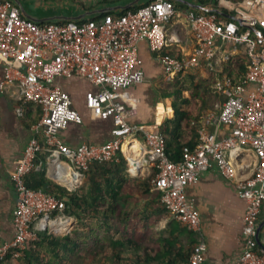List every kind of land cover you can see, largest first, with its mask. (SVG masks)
Segmentation results:
<instances>
[{
	"label": "built area",
	"instance_id": "built-area-1",
	"mask_svg": "<svg viewBox=\"0 0 264 264\" xmlns=\"http://www.w3.org/2000/svg\"><path fill=\"white\" fill-rule=\"evenodd\" d=\"M232 9L231 18L213 11L188 10L185 17L195 46L184 56L163 51L164 26L176 12L170 0L148 1L119 15L45 22L27 19L11 0H0V58L7 61L0 89L15 84L18 116L24 115L30 102L40 109L18 163L8 172L16 193L11 214L14 233L10 240L0 241V260L9 251L20 256L37 238L38 230H49L64 216L63 199L26 183V176L41 163L38 155L42 149L48 151L49 164L61 171L69 169L71 190L90 162L117 161L126 153L124 143L134 140L153 169L150 183L160 192L161 203L173 218L197 234L188 264H205V240L198 210L187 198L185 187L212 164L233 180L237 195L246 204L242 250L235 264H264V250L256 239L264 201V0H238ZM141 40L157 52L167 80L184 70L207 68L215 73L214 89L224 93L218 112L201 116L198 142L184 146L178 161L169 158L160 132L128 122L126 107L116 94L141 79L137 47ZM233 46L240 47L250 59L235 79L218 75L221 61L234 53ZM73 75L97 86L85 92L84 103L101 118L112 121L111 137L102 144L68 146L58 135L69 122L81 121L70 96L54 82L57 77ZM215 122L228 125V133L219 137L208 130ZM245 148L252 151L253 163L247 162Z\"/></svg>",
	"mask_w": 264,
	"mask_h": 264
},
{
	"label": "trees",
	"instance_id": "trees-1",
	"mask_svg": "<svg viewBox=\"0 0 264 264\" xmlns=\"http://www.w3.org/2000/svg\"><path fill=\"white\" fill-rule=\"evenodd\" d=\"M198 1L211 3L231 14L232 3L238 0ZM171 2L180 11L191 9ZM144 3L109 14L135 10ZM249 61L241 49L221 61L222 70L218 75L235 79ZM198 69L207 70L208 77L192 69L179 72L167 82L165 95L171 97L173 117L162 121L160 133L166 152L174 161L180 160L184 146L192 147L198 142L197 128L203 109L208 106L206 92L216 80L213 71ZM39 113V106L30 102L22 117L30 124L37 120ZM128 163L131 160L123 155L117 161H92L71 190L46 177L44 169L28 174L29 187L63 199L64 210L76 221L63 234L38 230L37 238L28 243L20 256L9 251L0 264H188L196 239L189 235L188 245H177L178 233L188 228L175 218L167 228H156L158 221L169 212L160 201V192L151 186L154 173L148 179L128 178L125 174Z\"/></svg>",
	"mask_w": 264,
	"mask_h": 264
},
{
	"label": "crops",
	"instance_id": "crops-1",
	"mask_svg": "<svg viewBox=\"0 0 264 264\" xmlns=\"http://www.w3.org/2000/svg\"><path fill=\"white\" fill-rule=\"evenodd\" d=\"M119 1L121 0H40L37 4L57 6L66 4L72 6L76 11H81L86 8ZM185 13L186 11L176 9L175 14L164 26L166 39L164 50H170L169 53L186 56L195 46V38L186 21ZM137 47L140 58L138 68L141 79L130 87L119 89L116 94L126 107L128 122L143 125L151 131L160 132L162 121L166 117H173L171 97L166 96L165 92L161 93L159 89L161 83L167 79L164 77L162 65L157 58V52L149 48L148 42L141 40ZM235 51L237 49L233 52L235 53ZM6 63V60L0 58V80ZM219 67L221 71V63ZM54 82L70 96L72 106L81 115L80 122H69L58 131L61 141L68 146H75L83 142L102 144L108 140L111 137V119L101 118L97 111L86 107L84 103L85 92L90 89L95 90L97 86L79 75L57 77ZM214 91L222 93L215 89ZM17 93L14 83L8 84L3 91L0 89V241L10 240L14 233L11 214L15 205L16 193L8 172L18 163L23 148L31 135L30 126L32 123H26L24 117L18 116L15 112ZM222 96L224 99V93H222ZM221 103L203 109L202 115L209 111L218 112ZM207 128L221 137L228 133L229 126L215 122L209 124ZM129 147L131 153L125 152L129 155L131 162L134 158L137 159L135 164L137 166L136 174H132L131 171V175L140 176L145 172L151 175L153 169L146 164L142 157V146L138 142L133 143L131 141ZM126 153H124L125 157H127ZM243 154L247 162H254V155L249 148H245ZM47 156L48 151L42 149L38 155L41 163L33 171L44 169L46 177L69 189V169L63 168L61 171L55 164H49ZM185 192L187 198L193 202L199 213L200 232L205 240V264H235L242 250L241 229L246 204L237 195L233 180L224 177L216 165L212 164L208 169L198 174L195 182L186 185ZM60 219L63 220L62 225L65 228L60 232L62 234L68 232L76 221L73 216L69 215H64ZM172 219L170 213H167L158 221L156 228H167ZM189 235L194 236L195 239L197 237L196 232L189 228L180 234L178 233L177 245H188ZM256 239L259 247L264 250V201L259 209Z\"/></svg>",
	"mask_w": 264,
	"mask_h": 264
},
{
	"label": "water",
	"instance_id": "water-1",
	"mask_svg": "<svg viewBox=\"0 0 264 264\" xmlns=\"http://www.w3.org/2000/svg\"><path fill=\"white\" fill-rule=\"evenodd\" d=\"M22 16L35 22L62 21V20H85L93 18L103 13H109L118 9H128L146 0H121L115 3H108L97 7L86 8L76 11L69 5H46L37 4L40 0H11ZM187 5L191 9L202 11H213L222 16L231 18L233 15L221 10L213 4H207L198 0H170ZM36 2V3H35Z\"/></svg>",
	"mask_w": 264,
	"mask_h": 264
},
{
	"label": "rangeland",
	"instance_id": "rangeland-1",
	"mask_svg": "<svg viewBox=\"0 0 264 264\" xmlns=\"http://www.w3.org/2000/svg\"><path fill=\"white\" fill-rule=\"evenodd\" d=\"M177 10H179L180 11V9L179 8H176ZM235 49H237V51H235V53H237V52H239L240 51V48L238 47V46H233L232 47V51H234ZM235 53H233V54H235ZM193 72H195L196 74H198V75H200V76H202V77H204V78H207L208 77V71L207 70H199V69H197V70H195V71H193ZM172 79V78H171ZM170 80V79H169ZM167 82H168V80H165V81H163V83H161V85L159 86V89H160V91H161V93H164V92H166V90H167ZM213 85H211V83L209 84V86H208V89H207V98H208V106L205 108V109H208V108H211V107H213V106H215V105H219L221 102H222V100H223V96H222V93H218V92H216V91H214V89H213V87H212ZM132 141H134V140H132ZM129 143H131V142H129ZM128 166L129 165H127V168H126V170H125V174H126V176L128 177V178H139V179H148L149 177H150V174H148V173H144L143 175H140V176H133V175H131V173L128 171ZM63 214L64 215H69V214H67V212H66V210H64V212H63ZM69 216H71V215H69ZM74 217V216H73ZM61 218H63V216L61 217ZM75 218V217H74ZM76 219V218H75ZM59 230V228H57V227H54V225H52L51 227H50V229L48 230V232H53V233H60V232H57ZM63 231V230H62Z\"/></svg>",
	"mask_w": 264,
	"mask_h": 264
},
{
	"label": "bare ground",
	"instance_id": "bare-ground-1",
	"mask_svg": "<svg viewBox=\"0 0 264 264\" xmlns=\"http://www.w3.org/2000/svg\"><path fill=\"white\" fill-rule=\"evenodd\" d=\"M129 142H131V141L125 142V144L123 145L125 151L128 153L131 152V148L129 147V144H130ZM133 143H137V142L133 141ZM136 162H137V159L134 158V160L130 164V168L132 166V168H131L132 174H136V167H135ZM62 222H63V220L60 219L59 222L53 223L54 227L59 228L58 232H62V230L65 229L64 226L62 225L63 224Z\"/></svg>",
	"mask_w": 264,
	"mask_h": 264
}]
</instances>
